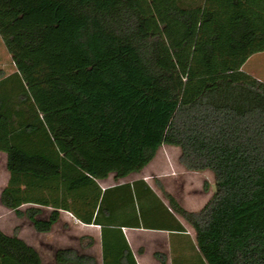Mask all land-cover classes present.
Returning <instances> with one entry per match:
<instances>
[{
    "label": "trees",
    "instance_id": "trees-1",
    "mask_svg": "<svg viewBox=\"0 0 264 264\" xmlns=\"http://www.w3.org/2000/svg\"><path fill=\"white\" fill-rule=\"evenodd\" d=\"M0 37L16 66L0 81L5 207L40 232L60 210L99 225L102 264H138L124 227L186 231L179 217L203 264H264V81L243 69L264 51V0H0ZM163 144L213 172L201 209L119 182ZM54 258L99 264L73 247ZM0 264L45 263L0 229Z\"/></svg>",
    "mask_w": 264,
    "mask_h": 264
},
{
    "label": "crops",
    "instance_id": "crops-1",
    "mask_svg": "<svg viewBox=\"0 0 264 264\" xmlns=\"http://www.w3.org/2000/svg\"><path fill=\"white\" fill-rule=\"evenodd\" d=\"M0 41H3L1 37H0ZM1 52H4L3 56L6 58L8 62H9V58L11 59L12 64H10L9 62V65L6 68L0 69V81L3 78L8 77L9 75L13 74L16 71V66L14 62L12 61L11 55L8 52L7 48H4V50L1 48L0 53ZM166 156H167V159L165 160ZM179 156H180L179 147L163 144L158 149L154 159L150 163H148V165H146L140 173H132L128 177L120 179L121 181L119 182L120 183L133 182L134 180H137V179H144L145 181H147V183L150 186L153 187V189L159 195H161L157 191V189L153 186L152 182L150 181L151 178L153 179L158 178L160 181H162V184L160 186L162 187L164 186L165 190L171 193L185 209L189 211H197L204 206V204L209 200V198L213 194L211 183L208 186V191L204 192L203 190V195L202 194L200 195L199 198L200 199L202 198V200L204 198L205 202L202 204L200 208H197V209H192L188 207V205H186V200L182 199L181 195L173 191L171 189V185H172V182H176V181L179 182L181 180L182 185H181L180 192L185 194L186 193L185 190H187L186 187H187L188 180L192 178L194 175H198L197 177H199L200 175H202V173H208L207 171L209 170H206V171L187 170L180 163ZM175 158L176 160H178V163L175 162ZM0 159L4 160L5 165H6V177L4 181L2 180L0 182V209L3 208L8 211H14V210H11L5 207L1 202L2 191L6 187L10 175L7 169V155L5 152L0 151ZM133 176L135 177L131 178ZM111 177L114 180L113 183L109 182V179ZM127 178H131V180H125ZM164 179L166 180V182L164 181ZM99 183L102 186V188L116 185L114 174H111L107 179L100 180ZM29 206L31 205L24 204L20 207V210H23L24 209L23 207H29ZM42 209H43V212L38 217L41 219H46L49 216V213L51 212L52 207H42ZM179 219L185 226L186 231H169V230L130 228V227L123 228L126 234V237L128 239V242L132 248V251L134 252V255L136 257L138 264H193L196 262L199 264H203V261L201 260L199 253L197 252L196 247L194 245L195 243L194 234L195 233L192 227L183 218L179 217ZM58 223H61L64 230L66 229L72 230L73 228L82 229L80 230V233L83 234L85 237L90 236L89 229H94L93 232L91 233V236L94 239V244H98V246L101 248V227L95 224L83 223L79 221L71 212L66 211V210H60V218L53 225V228L51 231L49 232H40L37 230L36 231L40 237L41 235H47L48 233H51L55 229V226L58 225ZM8 234L10 233L8 232ZM18 236L25 239L21 233H18ZM82 237L83 236H81L80 239H82ZM87 239L88 238H85V240ZM88 242L85 243L83 240V245L85 246L83 251H81L82 249L80 248L78 249L72 245L60 244L58 241L47 242V241L41 240L39 242V246H36L34 244L33 246L40 252L42 258H43V255H42L41 247L42 248L47 247L49 251L53 252L54 264H58L54 258L55 250L59 248L73 247L80 252L89 253L88 249L92 247L87 246ZM101 254H102V249H101ZM43 261H44V258H43Z\"/></svg>",
    "mask_w": 264,
    "mask_h": 264
},
{
    "label": "rangeland",
    "instance_id": "rangeland-1",
    "mask_svg": "<svg viewBox=\"0 0 264 264\" xmlns=\"http://www.w3.org/2000/svg\"><path fill=\"white\" fill-rule=\"evenodd\" d=\"M0 50L1 48L4 50L6 48L3 41H0ZM4 52L0 53V69L6 68L11 63V59L9 58V62L6 60V58L3 56ZM13 66V65H12ZM243 69L246 72L251 73L252 75L259 77L264 81V51L256 53L252 55L247 62L244 64ZM167 159V156L165 157V160ZM172 159V158H171ZM175 162L178 163V160L175 158ZM208 173H202L199 177L198 175H194L192 178H190L187 182V187L185 190L186 193L183 194L180 192L182 181L179 182H172L171 189L175 191L177 194L181 195L182 199L186 200V205L192 209H197L202 206V204L205 202L204 198L200 199V195H203L204 192L208 191V186L211 183L212 191H215V183L214 182V175L212 171H207ZM136 176V175H135ZM135 176L131 177L134 178ZM6 177V165L5 161L0 159V182ZM131 178H127L125 180H131ZM112 177L109 179L110 183H113ZM121 181V180H119ZM150 181L152 182L153 186L157 189V191L162 195V192L160 190V185L162 184V181H160L158 178H151ZM166 182V180L164 179ZM161 182V183H160ZM164 188V186H163ZM165 189V188H164ZM24 211L27 207H23ZM46 214V213H45ZM44 214V215H45ZM0 229L3 230L6 233L14 234L21 233L22 236L25 238L24 240L28 242L31 245L39 246V242L41 240L44 241H58L60 244L65 245H72L76 248L84 250V248H81L80 245L82 243V239H80L81 236H84L80 233V228H73L72 230L66 229L64 230L61 223H58V225L55 226V229L48 233L47 235H41V237L38 235L36 229L32 225L30 219L24 214L19 215L15 211H8L6 209H0ZM94 229H89V233L91 236V233ZM78 240H77V239ZM89 240H84V242H88ZM81 242V243H80ZM41 247V246H40ZM42 255L44 258V261L46 264H54L53 259V252L49 251L47 247L42 248ZM88 252L93 253L98 258V263H102V254H101V248L98 246V244H94L92 248L88 249ZM193 264H199V263H193Z\"/></svg>",
    "mask_w": 264,
    "mask_h": 264
}]
</instances>
